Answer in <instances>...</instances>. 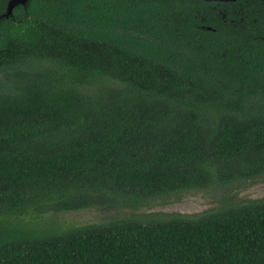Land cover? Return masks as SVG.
<instances>
[{
	"label": "trees",
	"instance_id": "trees-1",
	"mask_svg": "<svg viewBox=\"0 0 264 264\" xmlns=\"http://www.w3.org/2000/svg\"><path fill=\"white\" fill-rule=\"evenodd\" d=\"M261 178L264 0H29L0 19V264H264V198L46 223Z\"/></svg>",
	"mask_w": 264,
	"mask_h": 264
},
{
	"label": "rangeland",
	"instance_id": "rangeland-1",
	"mask_svg": "<svg viewBox=\"0 0 264 264\" xmlns=\"http://www.w3.org/2000/svg\"><path fill=\"white\" fill-rule=\"evenodd\" d=\"M231 198L236 202H248L264 198V178L257 181L239 183L229 190L209 189L201 191H189L172 197L150 202L137 210L127 208L99 209L92 208L79 212L64 213L56 218L46 221L55 222L65 226L79 227L89 224L105 223L113 218L139 216L150 214L169 215H194L202 212L220 209L223 200ZM40 218L39 220H42Z\"/></svg>",
	"mask_w": 264,
	"mask_h": 264
},
{
	"label": "water",
	"instance_id": "water-1",
	"mask_svg": "<svg viewBox=\"0 0 264 264\" xmlns=\"http://www.w3.org/2000/svg\"><path fill=\"white\" fill-rule=\"evenodd\" d=\"M29 0H9L7 3L6 11L3 15H0V19L2 18H8L12 15V10L17 5H23L25 6ZM205 2H221V3H229V2H235L237 0H201Z\"/></svg>",
	"mask_w": 264,
	"mask_h": 264
},
{
	"label": "flooded vegetation",
	"instance_id": "flooded-vegetation-1",
	"mask_svg": "<svg viewBox=\"0 0 264 264\" xmlns=\"http://www.w3.org/2000/svg\"><path fill=\"white\" fill-rule=\"evenodd\" d=\"M19 6H23V5H17L16 7H14V9L12 10V15L9 16L8 18H10V17H12V16L14 15L15 10H16ZM6 8H7V6H6ZM5 11H6V10H5ZM3 14H4V13H3ZM3 14L1 13V15H3Z\"/></svg>",
	"mask_w": 264,
	"mask_h": 264
}]
</instances>
